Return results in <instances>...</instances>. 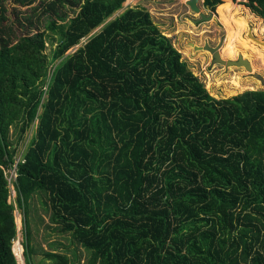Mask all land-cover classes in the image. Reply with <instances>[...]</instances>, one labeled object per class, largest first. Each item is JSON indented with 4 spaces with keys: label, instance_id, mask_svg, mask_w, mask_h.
<instances>
[{
    "label": "trees",
    "instance_id": "obj_1",
    "mask_svg": "<svg viewBox=\"0 0 264 264\" xmlns=\"http://www.w3.org/2000/svg\"><path fill=\"white\" fill-rule=\"evenodd\" d=\"M9 1L0 0V264H18L5 176L14 166L24 222L33 196H46L52 223L90 252L84 264H264V90L212 98L142 6L105 23L126 0H39L28 24L7 16ZM221 1L204 3L218 15ZM247 1L264 20V0ZM49 31L62 37L50 58Z\"/></svg>",
    "mask_w": 264,
    "mask_h": 264
},
{
    "label": "rangeland",
    "instance_id": "obj_2",
    "mask_svg": "<svg viewBox=\"0 0 264 264\" xmlns=\"http://www.w3.org/2000/svg\"><path fill=\"white\" fill-rule=\"evenodd\" d=\"M189 0H126L122 9L111 15L105 23L113 20L121 14L126 7L142 6L146 9L152 21L159 30L169 37L173 45L180 51L181 58L186 62L188 69L203 83L208 94L214 99H227L242 94L247 90H264V81L255 77L258 73L264 78V44H260L249 35L254 36L260 42H264V20L257 16L246 6L247 0H223L219 3L222 7L221 13L215 19L199 20V12L191 9L186 3ZM17 2L10 0L8 3V17L13 18L17 11V17L25 24L26 18L32 14V8L38 6L39 0H22ZM204 0L199 1L201 12L208 15L209 10ZM223 7H230L229 14L223 11ZM66 10V9H64ZM39 8L38 13H42ZM38 16H32L35 20ZM47 16L43 17V20ZM14 19V18H13ZM198 21V22H196ZM103 25L94 29L88 36L82 38L79 43L67 51L73 53L77 48L83 46L87 38L101 30ZM44 29L42 24H39ZM62 37L59 32H47L45 53L51 57L56 45ZM224 39L221 48V58L237 59L239 54L248 58L252 70L246 69L243 65H228L212 62L211 53L206 49H194L188 42L203 45L216 44ZM32 125L27 129L23 138L16 143L15 163L21 159L32 133ZM6 179L9 183L8 202L14 206L13 216L16 225V234L12 240L16 261L18 264H25L23 244L26 240L25 223L30 235L28 236V247L30 257L34 264H53V259L46 257L45 252H56L67 258V264H84L90 252L84 249L71 234L62 233L56 224L50 219V208L46 204L47 197L42 194L34 195L29 201L27 220L24 222L22 207H18L15 198L13 182L15 174L12 169L6 170ZM49 208V209H48ZM47 209V210H46ZM18 244L21 246V255L17 254Z\"/></svg>",
    "mask_w": 264,
    "mask_h": 264
},
{
    "label": "water",
    "instance_id": "obj_3",
    "mask_svg": "<svg viewBox=\"0 0 264 264\" xmlns=\"http://www.w3.org/2000/svg\"><path fill=\"white\" fill-rule=\"evenodd\" d=\"M192 1L193 0H190L188 1L186 4L191 7V9L197 11L194 7V5L192 4ZM202 17L203 15L200 13L199 14V20L202 21ZM198 22V21H196ZM249 37L251 38V34L249 35ZM254 40H257L255 37H253ZM221 40L218 42V44L214 47L210 46L207 42H205L203 45H193L192 42H188L189 45H191L194 49H206L208 50L210 53H211V58H212V62H218V63H221V64H224L226 67L228 65H237V66H241L243 65L246 69L248 70H252V67H251V64L249 63V61H247V59L243 58L241 54H239L238 56V59H222L220 58V55H219V47H220V44H221ZM264 43V42H262ZM253 75L255 77H257L258 79H260L262 82L264 81V78L263 76H261L260 74L258 73H253Z\"/></svg>",
    "mask_w": 264,
    "mask_h": 264
},
{
    "label": "bare ground",
    "instance_id": "obj_4",
    "mask_svg": "<svg viewBox=\"0 0 264 264\" xmlns=\"http://www.w3.org/2000/svg\"><path fill=\"white\" fill-rule=\"evenodd\" d=\"M190 1V0H189ZM199 1L200 0H193L192 1V4L194 5V7H195V9L197 10V12H199V14L201 13L202 15H203V17H202V19L203 20H209V19H215L216 18V15L214 14V12L211 10V8L209 7V6H206V8L209 10V14L208 15H206V14H204L203 12H201V9H200V7H199ZM254 36H252L251 38H253ZM255 41H257V42H259L260 44H264V43H262V42H260L259 40H255ZM193 45H196V46H198L197 44H195V43H193ZM220 49L221 48H219V55H220V58H221V52H220ZM242 55V54H241ZM242 57H243V55H242ZM244 58V57H243ZM223 59V58H222ZM245 59H247V61H249V63L251 64V62H250V60L248 59V58H245ZM251 67H252V65H251ZM17 247V254H18V256L20 257V256H22L21 255V246L18 244V246H16ZM15 254H16V252H15Z\"/></svg>",
    "mask_w": 264,
    "mask_h": 264
},
{
    "label": "flooded vegetation",
    "instance_id": "obj_5",
    "mask_svg": "<svg viewBox=\"0 0 264 264\" xmlns=\"http://www.w3.org/2000/svg\"><path fill=\"white\" fill-rule=\"evenodd\" d=\"M223 41H224V39H222L221 40V44H220V47H222V45H223ZM218 44V42L216 43V44H213L212 45V47H214V46H216ZM211 46V45H210ZM219 50V49H218ZM222 50L220 49V52H221ZM239 56V55H238ZM238 56H237V59H238Z\"/></svg>",
    "mask_w": 264,
    "mask_h": 264
},
{
    "label": "built area",
    "instance_id": "obj_6",
    "mask_svg": "<svg viewBox=\"0 0 264 264\" xmlns=\"http://www.w3.org/2000/svg\"><path fill=\"white\" fill-rule=\"evenodd\" d=\"M15 174V166L12 168V173L11 174ZM14 177H16V174H15V176Z\"/></svg>",
    "mask_w": 264,
    "mask_h": 264
}]
</instances>
